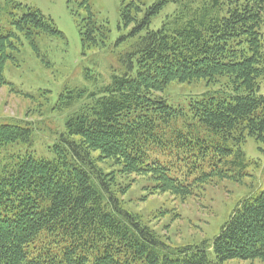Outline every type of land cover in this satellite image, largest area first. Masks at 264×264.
<instances>
[{
	"label": "trees",
	"instance_id": "1",
	"mask_svg": "<svg viewBox=\"0 0 264 264\" xmlns=\"http://www.w3.org/2000/svg\"><path fill=\"white\" fill-rule=\"evenodd\" d=\"M71 3L87 12L82 49L104 44L110 31L96 23L89 0ZM168 4L170 14L151 29ZM119 19L132 28L116 45L132 43L116 55L110 84L66 120L52 158L6 154L10 146L32 147L33 128L0 124V264L264 261V190L238 202L209 258L208 245L165 247L124 210L114 173L97 166L110 163L121 176L144 178L148 194L180 201L218 180L237 181L248 166L246 140L264 141V0H158L143 11L121 6ZM45 39L65 40L37 9L0 0V84H8L5 64L16 65L23 41L42 57ZM201 81L219 88L185 108L163 97L172 83ZM84 94L69 92L59 104L69 107Z\"/></svg>",
	"mask_w": 264,
	"mask_h": 264
},
{
	"label": "rangeland",
	"instance_id": "2",
	"mask_svg": "<svg viewBox=\"0 0 264 264\" xmlns=\"http://www.w3.org/2000/svg\"><path fill=\"white\" fill-rule=\"evenodd\" d=\"M68 1L17 0L50 18L65 40L40 41L42 57L35 56L23 41L16 65L5 64L4 78L8 84H0V124L23 121L33 128L34 139L32 147L10 146L6 154L27 150L32 156L52 158L49 149L65 133L66 120L87 103L90 93L110 84L112 70L118 67L116 55L132 43L128 39L126 43L116 45L119 37L127 35L132 28L129 26L126 30L120 22L121 6L124 9L132 4V8L138 6L143 11L158 0H89L96 23L106 26L110 33L104 44L85 50L81 47L79 26L87 19V12ZM172 9V4H168L153 19L151 29H157ZM128 11L133 12L131 8ZM85 75L90 79H85ZM218 88V85H206L203 81L172 83L163 97L172 108H185L190 100ZM72 91H84L85 94L69 107L61 108L59 99ZM259 95L264 96V84L260 86ZM242 151L248 166L237 181L232 178L218 180L205 186L199 196L185 201L167 193L148 194L144 189L147 184L144 178L121 176L110 163L102 162L97 166L106 175L114 173V189L118 191L124 210L137 216L165 247L179 249L204 244L209 246L207 254L211 258L212 240L238 202L245 197L254 198L264 190V141L247 139ZM223 264H264V261L231 260Z\"/></svg>",
	"mask_w": 264,
	"mask_h": 264
},
{
	"label": "bare ground",
	"instance_id": "3",
	"mask_svg": "<svg viewBox=\"0 0 264 264\" xmlns=\"http://www.w3.org/2000/svg\"><path fill=\"white\" fill-rule=\"evenodd\" d=\"M161 253V252H160Z\"/></svg>",
	"mask_w": 264,
	"mask_h": 264
}]
</instances>
